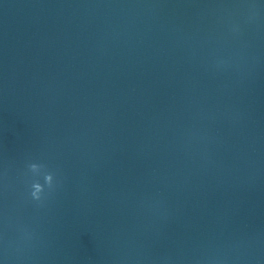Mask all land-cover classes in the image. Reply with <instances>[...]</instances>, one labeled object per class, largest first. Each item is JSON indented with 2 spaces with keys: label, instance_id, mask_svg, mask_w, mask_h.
<instances>
[{
  "label": "water",
  "instance_id": "1",
  "mask_svg": "<svg viewBox=\"0 0 264 264\" xmlns=\"http://www.w3.org/2000/svg\"><path fill=\"white\" fill-rule=\"evenodd\" d=\"M0 264H264V0H0Z\"/></svg>",
  "mask_w": 264,
  "mask_h": 264
},
{
  "label": "clouds",
  "instance_id": "2",
  "mask_svg": "<svg viewBox=\"0 0 264 264\" xmlns=\"http://www.w3.org/2000/svg\"><path fill=\"white\" fill-rule=\"evenodd\" d=\"M35 194V193H34Z\"/></svg>",
  "mask_w": 264,
  "mask_h": 264
}]
</instances>
